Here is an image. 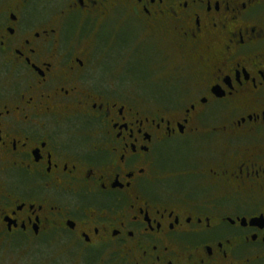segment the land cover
<instances>
[{
  "label": "flooded vegetation",
  "instance_id": "flooded-vegetation-1",
  "mask_svg": "<svg viewBox=\"0 0 264 264\" xmlns=\"http://www.w3.org/2000/svg\"><path fill=\"white\" fill-rule=\"evenodd\" d=\"M0 264H264V0H0Z\"/></svg>",
  "mask_w": 264,
  "mask_h": 264
},
{
  "label": "rangeland",
  "instance_id": "rangeland-1",
  "mask_svg": "<svg viewBox=\"0 0 264 264\" xmlns=\"http://www.w3.org/2000/svg\"><path fill=\"white\" fill-rule=\"evenodd\" d=\"M170 157H171V156H170ZM170 157H169V158H170ZM171 159H172V158H170L169 160H171Z\"/></svg>",
  "mask_w": 264,
  "mask_h": 264
}]
</instances>
